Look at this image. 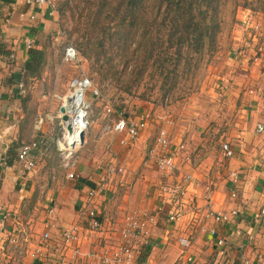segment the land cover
I'll list each match as a JSON object with an SVG mask.
<instances>
[{
  "label": "crops",
  "instance_id": "obj_1",
  "mask_svg": "<svg viewBox=\"0 0 264 264\" xmlns=\"http://www.w3.org/2000/svg\"><path fill=\"white\" fill-rule=\"evenodd\" d=\"M53 15L44 5H29L25 0H0V44L9 53H0V83L3 82L0 92L4 91L2 98L11 105L15 96L11 93L17 91L16 86L19 89L22 70L30 59L29 49L41 47L45 50L46 47L44 63L51 58L52 47H47V38L58 29ZM250 54L240 55L248 57L253 64L261 62L253 60ZM11 55H15L14 60ZM12 66L17 70H12ZM252 66L251 69H257ZM262 71L264 68L256 83L258 87L247 89L241 99L244 111L248 106L253 108L250 116L239 124L242 128L239 146L226 143L232 154L228 156L224 148L227 158L215 161V171H209L208 163L194 167L186 145L174 144L178 173H183V179L177 181V177L158 170L150 159L147 146L154 138L149 127L135 142L124 145L121 139L125 138V133L107 131L108 123H95L94 129L85 133L83 157L77 163L66 164L68 170L61 166L51 167L41 145L34 153L36 166L31 171L22 167L16 155L10 157L7 167L0 169V209L10 215L0 229V264H105L101 260L104 251L114 247L115 235L125 215L134 210L150 212L158 219L152 226L149 243L139 244L135 264H239L242 255L255 264H264V216L259 220L255 217L264 203ZM148 107L140 110L150 117L151 112L147 111L152 107ZM15 127L11 133L14 139L5 138L0 155L14 144L36 140L33 137L23 139L22 125L19 124L16 131ZM260 127L263 129L259 130ZM97 140L99 144H95ZM154 143L156 146V141ZM109 163L123 166L124 172L108 176ZM70 172L75 173V178L69 177ZM233 172L238 173V179H234ZM184 173L191 174V180H184ZM164 176L170 183L163 180ZM176 185L186 192L180 199L168 192ZM92 187L97 190L95 201L102 224L89 233L86 192ZM208 201L216 211L236 209L238 215L229 222L208 217ZM179 210L181 214L170 221V213ZM74 224L79 226L80 239L66 244L63 231ZM213 227L217 230L215 235L210 232ZM45 232H49L50 237L42 248L40 243ZM219 237L225 241L223 246L218 244ZM182 238H188L190 245H183ZM36 248H42L38 258L31 255Z\"/></svg>",
  "mask_w": 264,
  "mask_h": 264
},
{
  "label": "rangeland",
  "instance_id": "obj_2",
  "mask_svg": "<svg viewBox=\"0 0 264 264\" xmlns=\"http://www.w3.org/2000/svg\"><path fill=\"white\" fill-rule=\"evenodd\" d=\"M117 1L114 0V3ZM56 3L53 17H56L58 29H54L55 32L52 31L47 38V47H52L49 63L46 61L43 64L38 76L21 78L25 84V92H21L16 86L17 91L11 93L15 95L11 99L14 102L12 105L2 98L4 91L0 92V131L1 135L6 134L0 136V151L6 144L5 138L14 139L11 134L14 125L16 131L21 124L23 139L36 138L41 148L46 150V161L51 167L61 166L68 170L69 166L66 167V164L77 163L83 157L84 142L71 148L73 153L68 156L70 148L65 137L67 131L61 117L62 103L58 95H64L70 90L74 78L89 77L92 87L88 98L92 107L91 125L86 132L94 129L95 123L111 125L120 112L135 119L142 114L140 109L151 106L152 109L147 112H151L149 129L154 139L147 146L148 153L156 148L154 142L159 131L165 129L173 145H186L190 163L194 167L208 163L209 171H215V161L227 158L224 145L227 142L233 143V146L234 143H240L242 128H239V124L250 116L253 108L248 106L244 111L241 99L247 89L258 87L256 83H259L261 69L264 68V11L253 8L257 5L255 3L244 6V0H226L223 31L219 36L217 49L205 54L195 73L180 78L173 92L164 94L161 88L163 80L157 64L151 60L146 65L144 59L147 52L143 50L144 47L135 50L140 37L138 27L132 28L128 53H125L124 46L120 47V42L112 45L107 40V53H100V58L97 59L99 53L90 48L89 41L96 37H106L100 30L110 23L100 20L96 26L90 25L91 18L95 16L93 14L89 18L92 11L88 0H56ZM145 5V18L150 19L153 16L152 2ZM119 21L113 20L111 24H118ZM116 30L119 29L114 26L113 31ZM255 34L258 42L254 41L256 44H252L248 50L246 43ZM69 44L79 54L75 61L65 60V50ZM241 53H252V57L256 54L258 58L253 60L260 59L261 62L253 64L248 57L241 56ZM252 65L257 69H251ZM143 68L145 70L141 75ZM11 69L17 70L15 66ZM1 84L3 82L0 83L2 90ZM93 89L99 91V98L94 95ZM40 118L44 119L41 125L38 124ZM59 142L64 143L67 149ZM238 143L236 146H239ZM95 144H99V140ZM176 154L178 155V151ZM182 165L184 166L183 161ZM178 172L179 170L176 174H168L175 179L177 177L178 181L183 179V173L179 175ZM220 172L224 173V170ZM163 180L168 181V177L164 176ZM170 194L173 195V191ZM185 194L186 192L181 196L184 197Z\"/></svg>",
  "mask_w": 264,
  "mask_h": 264
},
{
  "label": "built area",
  "instance_id": "obj_3",
  "mask_svg": "<svg viewBox=\"0 0 264 264\" xmlns=\"http://www.w3.org/2000/svg\"><path fill=\"white\" fill-rule=\"evenodd\" d=\"M29 5H41L46 6L49 9L51 15H53L56 11V0H25ZM254 41L258 42L257 35H251L250 40L246 43V48H250ZM261 48V47H260ZM246 49V50H247ZM249 50V49H248ZM251 51V50H250ZM255 54V53H253ZM254 59L258 57L256 54L254 55ZM12 60H14V55H11ZM79 58V54L77 53L76 48L69 44L65 50V60L66 61H75ZM19 90L21 92H25V84L24 81H20L18 84ZM92 81L89 77H77L74 78L70 84V90L64 95H58V98L61 100L62 106L67 107V103L70 104L71 108L68 109L67 113L69 114V121L63 120V113L61 112L62 120L65 122V127L67 131V144L70 148V155L73 153L71 148H74L76 145L83 143L81 139V131H87L89 126L91 125L90 121V111L92 107V102H90L88 98V93L91 90ZM94 95L99 98L100 93L97 89H93ZM168 100V98H167ZM61 106V107H62ZM61 111V108H60ZM43 123V118H40L38 124L41 125ZM149 116L148 114H142L137 119H133L128 117L123 112L119 113V116L115 121H112V124L105 126L107 131L112 132H124L125 138L121 139L122 144L129 145L132 142H135L136 139L149 127ZM68 125L72 126V131L68 129ZM263 127H260L259 130H262ZM78 130V131H77ZM77 132V134H76ZM70 133H73V138L77 139L78 144L73 145L71 143L72 139L70 137ZM63 148L67 149L64 143L59 142ZM40 147V142L38 140H34L28 143H24L18 146L16 150V160L22 165V167L31 171L36 166V161L34 159V153ZM156 148L149 152L150 159L156 166L158 170L167 172V173H175L178 171L179 167L175 161V152L173 150V141L168 135L165 129H161L157 136L156 140ZM226 153L228 156L232 154V149L228 144L224 145ZM9 161L8 151L4 152V154L0 155V169L7 167ZM71 164V163H70ZM68 164V165H70ZM123 166H118L113 163H109L107 165L108 176H111L116 173L124 172ZM70 178H75V173L70 172ZM232 176L234 179H238V173L233 172ZM192 178L191 174H186L184 179L189 180ZM106 180V179H105ZM104 185V184H103ZM102 185V187H103ZM208 188H211L210 186ZM173 191V195L177 196L179 199L181 195L184 194L185 190L176 185L172 186L168 189V192ZM211 194V190L209 189V196ZM96 196L97 190L95 188H89L86 192V202H87V230L89 233H92L98 230L101 227L102 219L100 216L99 209L96 204ZM208 196V198H209ZM208 211L206 216L213 217L215 220L220 222H229L232 217L238 215V210L231 209L229 212H220L216 211L210 201H208ZM181 214L180 211H173L172 215L169 216L170 221L176 220V218ZM264 216V203L260 210V213L256 214L255 217L257 220L261 219ZM10 215L0 209V229L2 230L5 224L9 221ZM158 221L157 217L150 212L144 210H134L127 213L124 217L123 224L117 230V234L115 235L114 247L106 249L103 254V258L101 260L105 264H109L110 262L115 264H135L136 250L139 244H147L151 238L152 226ZM211 234H217L216 228L210 229ZM80 229L79 226L74 224L70 227H67L63 231V239L66 244H70L73 241H77L80 239ZM50 237L49 232H45L43 238L41 240V247L43 248ZM181 243L186 247L190 245V241L188 238H182ZM218 244L223 246L225 241L223 238L219 237ZM42 248H36L32 251L31 255L34 258H38L42 253ZM61 255L63 252L61 251ZM64 261V260H63ZM63 264V263H62ZM95 264H97L95 262ZM235 264V263H228ZM239 264H255L248 256L242 255L239 259Z\"/></svg>",
  "mask_w": 264,
  "mask_h": 264
},
{
  "label": "trees",
  "instance_id": "obj_4",
  "mask_svg": "<svg viewBox=\"0 0 264 264\" xmlns=\"http://www.w3.org/2000/svg\"><path fill=\"white\" fill-rule=\"evenodd\" d=\"M244 1V6L255 3L257 5L253 8L264 11V0ZM150 2L153 16L146 19L145 4ZM225 2L226 0H118L114 3V0H88L92 11L89 18L93 14L95 16L91 18L90 25L96 26L100 20L110 23L99 29L106 37L93 38L89 45L99 53L97 59L100 58V53H107L105 50L107 40H110L112 45L120 42V47L124 46L125 53H128L132 28L138 27L140 37L135 50L144 47L143 50L147 52L144 59L146 65L151 60L157 64L163 80L161 88L164 94H167L173 92L180 78L195 73V69L202 64L205 54L217 49L218 39L223 31ZM116 19L120 20L119 23L111 24ZM114 26L119 30L113 31ZM0 53L9 54L1 44ZM29 54L30 59L25 62L22 70L25 78L36 77L41 72L45 50L33 47L29 49ZM145 68L140 71L141 75ZM12 79L15 80L14 77ZM19 145L21 144L9 149V158L15 157Z\"/></svg>",
  "mask_w": 264,
  "mask_h": 264
},
{
  "label": "water",
  "instance_id": "obj_5",
  "mask_svg": "<svg viewBox=\"0 0 264 264\" xmlns=\"http://www.w3.org/2000/svg\"><path fill=\"white\" fill-rule=\"evenodd\" d=\"M67 111H69L67 107H65V106L61 107V112L63 113V120H65V121H69V119H70L69 114L67 113ZM68 129L70 131L73 130L71 125H68ZM81 139H82V141L85 140V131H83V130L81 131Z\"/></svg>",
  "mask_w": 264,
  "mask_h": 264
},
{
  "label": "bare ground",
  "instance_id": "obj_6",
  "mask_svg": "<svg viewBox=\"0 0 264 264\" xmlns=\"http://www.w3.org/2000/svg\"><path fill=\"white\" fill-rule=\"evenodd\" d=\"M67 104H68V105H67V108L70 109V108H71L70 104H69V103H67ZM77 131H78V130H77ZM72 134H73V133H70V137H71V139H72L71 143H72L73 145H76V144H78V141H77V139L73 138ZM76 134H77V132H76ZM77 146H78V145H77Z\"/></svg>",
  "mask_w": 264,
  "mask_h": 264
}]
</instances>
